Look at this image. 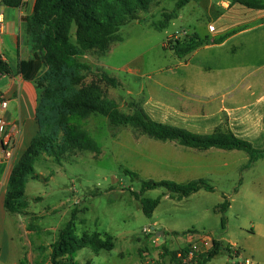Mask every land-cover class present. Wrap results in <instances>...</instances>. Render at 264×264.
I'll use <instances>...</instances> for the list:
<instances>
[{"label": "rangeland", "instance_id": "rangeland-1", "mask_svg": "<svg viewBox=\"0 0 264 264\" xmlns=\"http://www.w3.org/2000/svg\"><path fill=\"white\" fill-rule=\"evenodd\" d=\"M175 4L158 0L148 13L140 14L141 22L121 29V40L109 51L79 57L93 70L86 83L102 87L125 113L133 112L134 103L156 122L204 136L221 127L248 141L257 152L264 151V20L247 23V17L234 10L221 9L217 16L219 8L209 10L204 0H197L156 30L153 22L164 20L162 13L173 11ZM253 4L261 7L264 2ZM250 13L253 19L264 11L252 8ZM224 28H232L231 34L244 30L232 42L241 46L236 54L228 51L232 44L203 47L186 59L171 51L172 37L196 33L213 39V32ZM99 71L116 78L119 86L103 82ZM77 125L97 143L101 154L80 152L60 164L42 156L36 162L42 178L30 180L26 192L33 219L18 231L21 238L13 257H19V264H52L50 246L71 220L74 208L80 210L75 222L78 236L98 232L110 235L114 246L117 241L111 252L78 251L74 264H161L163 245L180 249L186 243L177 244L176 239L183 241L192 233L231 242L254 264H264V158L250 164V156L240 150L205 152L138 135L132 127L113 131L108 119L98 115ZM124 169L136 178L125 175ZM207 176L214 190L188 198H169L163 187L145 191L141 198H161L150 218L134 196L143 181L188 183ZM36 196L41 200L33 199ZM66 199L64 208L60 204ZM225 200L230 207L222 213ZM146 228L163 229L164 237L146 234ZM38 246L47 250L39 251ZM207 264H234V260L221 251Z\"/></svg>", "mask_w": 264, "mask_h": 264}, {"label": "trees", "instance_id": "trees-1", "mask_svg": "<svg viewBox=\"0 0 264 264\" xmlns=\"http://www.w3.org/2000/svg\"><path fill=\"white\" fill-rule=\"evenodd\" d=\"M23 1L1 0L2 5L8 8H20ZM157 1L36 0L32 15L27 18V30L35 54L32 60L19 63V73L25 80L32 82L39 92L36 110L39 131L12 170L5 198V209L8 213H27L29 201L25 192L26 185L30 179L38 181L42 178L35 169L36 162L42 156H49L60 164L80 152H91L96 156L101 154L97 143L77 125L78 121L92 115L107 118L113 131L120 127H132L138 135H145L160 142H176L183 147L200 151L211 148L240 150L250 156V164L264 158V151L257 152L248 141L237 138L231 131L223 132L221 127L213 134L204 136L156 122L143 108L134 103L131 105L133 112L125 113L102 87L94 82L86 83L93 70L78 58L91 51H109L114 42L121 40V29L133 22H141L140 14L148 13ZM172 1L176 2L175 9L164 11V20L153 22L156 30L165 28L173 19L179 17L184 7L197 0ZM244 4L251 8H263L248 1ZM223 40L224 38L211 41L208 37L203 39L194 33L184 37H172L169 43L171 51L178 59H186L212 42L218 44ZM10 73L9 64L0 56V77ZM99 73L103 82L114 88L119 86L116 78L104 71ZM123 173L132 179L136 178L128 169H124ZM161 187L167 189L169 198L178 196L180 199L188 198L201 190H214L206 179L188 183L143 181L141 191L134 193V196L140 200L142 212L146 217H152L161 198L147 199L141 198V195L147 190ZM229 207L230 202L225 200L220 211L225 213ZM79 212L78 208L72 210L71 220L59 231L57 240L51 245L52 264H74L75 254L86 248L96 253L113 250L114 243L111 242L110 235L98 232L82 236L76 234L75 222ZM225 222L223 217V226ZM38 250L44 252L47 248L41 246ZM163 250L161 264H182L177 255L186 254L189 247L170 250L165 244ZM228 250L229 245L215 241L212 252L199 256L195 264H207L221 251L228 253Z\"/></svg>", "mask_w": 264, "mask_h": 264}, {"label": "crops", "instance_id": "crops-1", "mask_svg": "<svg viewBox=\"0 0 264 264\" xmlns=\"http://www.w3.org/2000/svg\"><path fill=\"white\" fill-rule=\"evenodd\" d=\"M216 1V5L214 4V0H204V3L209 10H212L213 6L219 8L216 11L217 16H221V9L224 11L234 10L235 12H240L245 15L248 19L247 23L264 20V13H261L260 16L253 17V19L249 18L251 16L250 11L252 8L246 6L244 3L248 1L249 3L253 4L254 0H242L241 2L233 1L232 3L229 2V0ZM258 1H262V3L264 2V0ZM35 2L36 0H24L20 8H8L3 6L0 0V15L4 21V31L0 35V47L2 59L9 64L11 69V73L9 75H2L0 77V102L1 100H4L8 103L4 112V119L8 126L5 127L3 136H6L7 134H11L12 136V144L10 147L3 146L1 144L0 137V262L4 264L10 263L12 260L14 264H19V257H13V252L17 247V238H21L18 231L22 223L26 224V221L33 219L30 215L32 213L29 211V208L27 209V213L24 215L8 213L5 209V198L7 195L8 184L12 170L27 151L32 139L39 131V124L36 120L39 92L32 82L25 80L19 73V63L21 61L32 60L35 54L31 46V36L27 30V18L32 15ZM233 7L235 8L233 9ZM237 7H239V9ZM262 7L263 8L260 9L263 12L264 4ZM261 26H264V23ZM231 29L232 28H224L217 34H215V30L213 32V39H211V41L219 40L221 38H224V40L218 44L212 42L210 45L205 47H212L215 45L220 47H228L229 44H232L234 38H236L237 35L244 32V30H241L238 33L231 34L229 32ZM240 47L241 46H239V43L238 45L233 43L228 51H230L232 54H236ZM204 103L205 102H201L200 104ZM208 103L209 102H207V104ZM212 150H219L218 152L229 151L217 148H211L204 151L212 152ZM195 179L196 178L192 180ZM204 179H207L209 182L211 180V178L208 176L204 177ZM30 180L26 185L25 192L28 190ZM33 199L41 200V197L36 196ZM66 203L67 199L61 201L60 206L65 208ZM68 210L69 209H67V212ZM156 224L157 223H155V225ZM61 229H59V231ZM160 231L164 232L163 229ZM34 232L37 231L35 230ZM128 232L129 231H127V233ZM116 242L117 241H115L113 250H116ZM176 242H178L177 244H183L184 242H189V238L184 239L183 241L177 238ZM219 242L223 243L224 245L233 244L231 242ZM39 247L41 246H38V248Z\"/></svg>", "mask_w": 264, "mask_h": 264}, {"label": "built area", "instance_id": "built-area-1", "mask_svg": "<svg viewBox=\"0 0 264 264\" xmlns=\"http://www.w3.org/2000/svg\"><path fill=\"white\" fill-rule=\"evenodd\" d=\"M4 31V21L0 15V35ZM0 56L2 57L1 47H0ZM7 101L1 100L0 102V137L1 144L3 146L10 147L12 144L11 134L3 136L5 127L8 126L7 122L4 119V112L7 108ZM146 234H155L156 231L154 228L144 229ZM160 239V237H157ZM186 246L189 247V251L186 254L178 253L177 259L182 262V264H195L197 258L202 255H208L214 249L215 240L208 238L207 236L198 235L197 233H192L189 236V242H185ZM184 246V247H186ZM181 247V248H184ZM180 248V249H181ZM228 255L231 260H234V264H254L250 258L245 257L244 251L238 246L231 244L229 245ZM237 260V261H236Z\"/></svg>", "mask_w": 264, "mask_h": 264}, {"label": "water", "instance_id": "water-1", "mask_svg": "<svg viewBox=\"0 0 264 264\" xmlns=\"http://www.w3.org/2000/svg\"><path fill=\"white\" fill-rule=\"evenodd\" d=\"M156 236L160 237V238H163L164 237V232L163 231H158V232H156Z\"/></svg>", "mask_w": 264, "mask_h": 264}]
</instances>
